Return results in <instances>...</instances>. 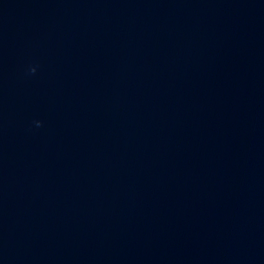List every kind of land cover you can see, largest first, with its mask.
Masks as SVG:
<instances>
[{
  "label": "water",
  "instance_id": "1",
  "mask_svg": "<svg viewBox=\"0 0 264 264\" xmlns=\"http://www.w3.org/2000/svg\"><path fill=\"white\" fill-rule=\"evenodd\" d=\"M237 10L0 0V264H218Z\"/></svg>",
  "mask_w": 264,
  "mask_h": 264
},
{
  "label": "clouds",
  "instance_id": "2",
  "mask_svg": "<svg viewBox=\"0 0 264 264\" xmlns=\"http://www.w3.org/2000/svg\"><path fill=\"white\" fill-rule=\"evenodd\" d=\"M32 71L34 72V71H35V69H32ZM37 125L39 126V122H37Z\"/></svg>",
  "mask_w": 264,
  "mask_h": 264
}]
</instances>
